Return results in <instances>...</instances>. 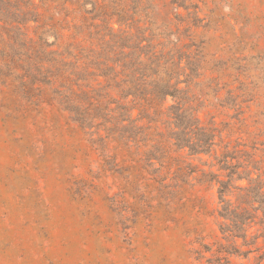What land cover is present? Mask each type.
Instances as JSON below:
<instances>
[{"label": "rangeland", "instance_id": "obj_1", "mask_svg": "<svg viewBox=\"0 0 264 264\" xmlns=\"http://www.w3.org/2000/svg\"><path fill=\"white\" fill-rule=\"evenodd\" d=\"M185 2L191 9L179 13L197 25L205 60L194 88L204 102L200 119L215 122L225 142L264 149V0ZM2 49L0 38V64ZM27 107L0 79V264H202L196 241H222L218 187L198 180L218 172L215 154L199 160L178 151L200 170L179 181L131 161L120 162L123 175H103L98 153L66 112L50 101L39 111ZM223 150L216 147L217 156ZM257 257L233 262L257 264Z\"/></svg>", "mask_w": 264, "mask_h": 264}, {"label": "trees", "instance_id": "obj_2", "mask_svg": "<svg viewBox=\"0 0 264 264\" xmlns=\"http://www.w3.org/2000/svg\"><path fill=\"white\" fill-rule=\"evenodd\" d=\"M28 1L0 0V79L13 85L24 109L39 111L50 101L66 112L98 153L103 175H123L120 162L131 161L179 181L200 170L178 151L199 160L215 154L218 172L198 180L218 187L222 241L200 238L193 256L202 264H237L234 257L257 253L264 264V171L257 160L261 152L264 161V149L239 138L225 142L215 122L200 119L204 102L194 88L205 60L197 25L189 12L179 13L191 9L186 0ZM256 225L262 228L253 235Z\"/></svg>", "mask_w": 264, "mask_h": 264}]
</instances>
